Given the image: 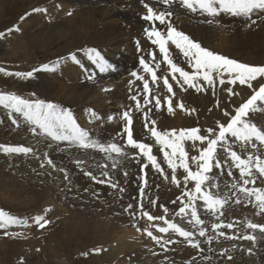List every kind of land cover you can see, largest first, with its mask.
<instances>
[{
	"label": "bare ground",
	"instance_id": "6f19581e",
	"mask_svg": "<svg viewBox=\"0 0 264 264\" xmlns=\"http://www.w3.org/2000/svg\"><path fill=\"white\" fill-rule=\"evenodd\" d=\"M139 1L141 0H0V33H4V36L0 37V61H25L30 63L24 71H17L9 67L4 69L11 73H24L32 71L34 68H40L44 64H48L50 67L55 65L54 71L42 69L27 78L0 73V84L7 87L17 86L23 90H35L37 97L46 103L50 98L57 96L54 104L61 110L73 111L76 117L83 118L84 123L89 126L84 131L90 139L105 145L117 143L124 149L123 156H116L115 153L109 155L100 152L96 148L84 149L77 146L78 144L70 143V141L55 139L49 134L41 133L43 130L38 125H28L30 122H27L22 114L12 112L0 105V138H2L0 145L25 146L32 149L28 158L29 168H25L23 165L16 166L17 156H2V161L0 160V193L11 198L13 202L17 203L16 206L24 207L25 211L31 207H40L42 203L47 201L59 204L60 206L57 207V212H59L58 222L65 231L102 238L103 241L114 239L109 251L110 255L118 258L116 261L114 260L116 264H118L117 261L122 262V264H264V236H261L259 232H255L254 234L257 236L255 242L238 238L241 235L253 234L250 229L244 227L248 220L264 224V215H256L257 209L247 202L239 205L230 203L223 210L225 214L219 220L209 212L204 213L202 219L205 224L201 227H206V236L200 237L198 234L193 238L194 241L200 242V248H197L198 252L193 247L179 248L176 246L173 249L174 251L155 249L152 239L143 231H137V227L143 229V226L149 224V222L144 221L143 217L138 220L136 217L139 215L133 218L129 214L138 212L139 204L142 203L144 209L153 214L154 212H160V205L174 207L175 204L172 202L176 201L173 193L174 184L171 180L172 172L164 162V153L160 150L164 147V150L170 153L171 149L156 144L155 138L151 137L150 132L147 129L143 130L146 122L143 113H138L139 118H137L138 114L134 115V111L131 113L133 114L132 129L134 138L137 141L154 142L152 144L153 155L157 156L167 179L152 168L146 158H142L141 154L138 153V149H133L124 144L126 133L123 131V123L125 124V121L120 119V115L118 116L117 113H104L109 110V106H115L113 108L120 111L119 114L128 110V106L134 108V103L130 97L136 95V93L134 91L125 93L131 89L128 85L129 79H132L130 74L136 72L140 75L143 71L139 63L141 57H144L153 67L154 64L148 59L149 52L155 54L157 60L162 56L157 45L152 44L148 37L144 40L143 36L141 37L142 34L139 33L143 31L139 29L143 28L140 27L141 24H149V22L142 19L146 11L142 9H138L140 11L134 10L140 7ZM150 1V4L149 2L148 4L157 11H172L173 15L170 20L173 26L186 21V19L192 20V23H199L187 25L185 28L187 30L194 28L196 32H194L192 39L199 42L202 47H210L215 51L234 52L236 51V45H245L244 36L238 32L237 28L229 30V33L225 30L221 32L211 30L208 33L210 27L202 26V20L195 12L187 11L186 8L183 9L184 7L180 9V3L174 1L170 5H164L156 3V0ZM34 9H44V11H33ZM66 11H71L72 14L67 15ZM23 15H26V17L21 19ZM52 17H55V22H46ZM25 19L31 20V22H27ZM219 20L228 26L231 24L236 25L234 19L221 17ZM34 21L39 27L31 29ZM118 22H124L125 25L129 26L128 28L132 29L129 36L136 35L142 46L146 48L148 44L150 50L139 51L136 54L131 53L127 47L129 32L126 29L120 30L116 26ZM84 24L89 26L90 29L86 28L87 26L85 27ZM11 25L18 26L20 31L7 32L8 29L13 27ZM155 26L160 30L166 29V24H160L158 21L155 22ZM115 29L117 30L115 31L116 35H113L112 30ZM134 29L137 34L134 33ZM22 39L23 41L33 39L34 47L30 49L29 43L24 44ZM23 45L24 47H22ZM123 45L127 50L122 48ZM172 47L170 54L174 62L183 67L185 71L193 70L187 60L179 53V50L174 45ZM89 49H95L102 54L107 63L111 65V68L108 71L100 72L96 64L83 60ZM72 54L76 56L75 61L70 58ZM38 58L41 61L33 63ZM78 60L80 66H76L74 63ZM168 70L170 72V69ZM89 76L92 79H89ZM178 79L183 83L182 78L178 77ZM149 83L152 89L149 94V99H151L152 95L157 96L159 86ZM259 83H264V81L261 80ZM254 84L258 87V83L254 82ZM124 85L129 88H121ZM182 85L184 88L179 89L172 84L175 93V96H172V112L168 111V104L163 97H160V110L156 109L154 100L148 103L149 106L146 105L143 98L145 95L143 87H137L139 90L137 99L140 105L145 104L146 113H148L151 120L156 122L157 130L162 133L172 129L177 130L178 133L182 127L190 129L193 119L198 118L203 121L202 125H198V129L201 130L200 134L208 136L204 133L207 132L208 128L218 129L217 126L213 125L212 119L218 117L220 108L223 105V103H217L211 105L215 109L209 107L212 104L211 99H213L211 98L212 89L217 90L216 96L220 97L227 94L225 92L228 88L235 86L238 89L239 95L231 98L233 101L229 105L233 107L223 122L225 124L231 118V115L235 114V109L253 91L238 82L235 84L220 83L219 85H208L203 82L200 84L203 90H199L197 93L192 88L190 89L191 86L188 84ZM221 89L223 92H221ZM197 97L200 99L198 103L195 100ZM176 101L183 104L184 113L182 109L179 108V110L176 107ZM202 102H206L207 105L204 106ZM87 104H95L104 108L101 112L102 118L96 119L94 117V115L100 116L98 112L91 115L86 113L85 106ZM148 107H151V109L147 112ZM207 107L209 108L207 109ZM198 108L205 113L207 111L209 116L206 118V116L201 115L202 112L198 111ZM192 110H194V113ZM9 113L17 121L16 123L12 122ZM252 113L250 112L247 117L249 122L255 123L258 127H264V115H261V113L254 115ZM109 115L114 118L112 122L107 120ZM86 116L88 119L85 118ZM57 123L59 122L55 123L54 131L59 135ZM149 126L151 127V125ZM229 139L232 138L229 137ZM182 143L189 157L199 155V148L206 146V143L201 145L198 141L195 142L196 148H193V141H183ZM232 147L238 152L245 151V147L239 141L232 143ZM252 151L257 155L261 154L255 149H252ZM216 155L218 159L226 162L224 167L213 170L212 175L215 178L213 182L218 183L219 187L212 191L223 194L227 191L226 185L230 186L238 182V171L235 168H228V158L225 152L218 151ZM49 160L51 163H48ZM78 161L83 163L78 164ZM114 162L117 164L116 168L111 167ZM40 163H43L45 169L43 173L36 174L35 171ZM142 165H147L143 174H141ZM190 167L193 171L196 170V165L191 164V162ZM62 168L66 170L60 171L59 169ZM229 170L234 173L231 177L227 175ZM86 172H91L98 179L111 180L112 183L117 184V188H112L108 183L98 185V183L92 182L90 177L85 175ZM102 172H108L109 175L104 177L101 175ZM64 174L68 175L67 179H65ZM145 175L147 179L145 197L147 198L140 196V177ZM176 175L177 179L180 180V185L183 184V177L186 172L177 167ZM257 186H264V183H258ZM121 188L124 189L123 192L119 190ZM187 188H194V182L189 181ZM183 189L182 192L185 191V184ZM58 190H62V192ZM77 193H81L82 196H77ZM95 193L98 197L97 200H94ZM151 200L157 202L156 206L150 203ZM198 203L196 201L197 209L201 213L205 212L203 211L205 209ZM129 204L134 205L133 209L125 212L124 209ZM201 204L203 203L201 202ZM18 217L27 221L23 225L29 223L28 216L26 217L23 214L18 215ZM221 221L236 223V228H222L213 232L211 224L220 223ZM150 231L152 230L150 229ZM219 231H225L236 238L221 237L217 234ZM208 236H214L215 239L208 241ZM249 249H251V252H249Z\"/></svg>",
	"mask_w": 264,
	"mask_h": 264
},
{
	"label": "snow or ice",
	"instance_id": "6c2138e0",
	"mask_svg": "<svg viewBox=\"0 0 264 264\" xmlns=\"http://www.w3.org/2000/svg\"><path fill=\"white\" fill-rule=\"evenodd\" d=\"M174 0H156L158 4L170 5ZM182 7L187 8L191 12H196L197 10L205 13L207 16L216 17L221 13H228L233 16H244L251 17L254 12L264 11V0H179ZM141 4L146 9V14L142 16V19L149 22V26L144 29V33L151 40L152 44L159 47V53L162 54L163 61L169 66L172 80L180 81L177 79L176 74L182 78L183 84H188L191 87H196L197 90H203L202 85H197L193 83L197 78H200L208 85H212L216 79H219V83H239L242 86H247L252 89V94L241 103L236 109L235 114L231 115V118L227 123H220L217 121L218 131L213 128H208L206 131L209 133L208 136L200 135V129L190 128L181 129L177 133V130L172 129L165 132H160L155 126L156 122L151 120L148 113L144 114L145 124L144 127L150 132L151 137L155 138V142L158 145L166 146L171 149V152L164 150L162 147L160 150L164 153V162L167 164L168 169L171 170L172 183L177 187L180 186V180L177 179L176 170L177 167L182 168L186 175L183 177V182L185 184V191L180 197H177V201L181 203V207L175 213L176 216L184 219L188 218V223L195 227H199L205 224V221L200 217L196 205V201H201L205 210L216 217L217 220L223 216L224 209L230 203L241 204L247 202L257 209L256 215H264V186H257L258 183H264V129L258 127L255 123L249 122L247 119L248 115L252 111L264 110L260 108L259 105L264 104V83H259V81L264 80V65H250L247 63H241L237 60L230 59L226 56L217 54L207 48L202 47L199 42L194 41L187 34L178 31L171 23L170 17L173 15L172 11H157L145 0H141ZM33 11H44V9H34ZM71 11L67 15H71ZM24 19V17H21ZM158 21L160 24H166L165 30H160L155 26V22ZM212 23V20L206 21ZM252 24L256 23V20H251ZM19 31L18 26H13L8 29L7 32ZM4 36V33H0V37ZM174 45L179 53L187 60L188 64L193 69L192 72L185 71L183 67H180L171 58L170 46ZM137 49L140 50V44L137 41ZM89 57L93 59L96 63L100 72L108 71L111 65L107 63L104 57L95 49L88 50ZM149 56L152 57V61L155 62V68L150 66V62L146 61L144 57L140 58V65L145 73L151 76V83L157 84L159 80H163V85L168 93L175 96L172 84L169 83V78L158 77L155 69L161 67V63L156 59L155 54L149 52ZM71 59L75 60L76 56L72 54ZM54 71L55 65L51 67L48 64L41 65L40 68H34L29 72H8L3 67H0V73L6 75H15L22 78L31 77L34 72L40 70ZM138 80L143 81V92L144 103H151L152 100L155 101V107L157 110L161 108V98L152 95L149 99V94L152 92L150 83L148 79L143 76L138 75L136 72L131 74ZM225 75L227 80H225ZM92 79L91 76L88 77ZM254 82L258 83V87L255 86ZM131 83V81H130ZM182 86V85H181ZM107 91V89H105ZM226 91L231 95H239L233 91V89L228 88ZM132 100H137V96L133 95L130 97ZM164 101L168 104V111L172 112V99L169 96H165ZM0 105L12 112L20 113L24 118L33 124L39 126L40 129L47 132L49 135L53 136L55 139H71L78 142V146L84 149L96 148L100 152H105L111 155L115 153L116 156H123L124 149L121 145L117 143H100L96 140H92L88 137V134L82 130L72 117L71 112L68 110H61L57 105L51 102H45L42 100H26L12 93H0ZM180 109H184L182 103L176 105ZM136 110H140L139 101L136 104ZM194 111V110H192ZM120 119L125 121L123 131L127 134L126 144L133 149H138L142 158H146L150 162L151 167L156 169L161 175L167 176L163 168H161L160 163L157 160V156L153 155V147L148 143L142 141H137L133 135V119L131 116V109L124 111L119 114ZM229 113L225 112V116ZM98 118V117H97ZM113 116L109 115L107 120L109 122L113 121ZM13 123L17 121L13 119ZM59 122L61 127H66L69 135H58L54 131V125ZM151 125V127L149 126ZM229 137L232 139L230 140ZM183 141H193V148L197 145L195 142H200L201 145L206 143V146L199 148V155L189 157L187 150L183 145ZM239 141L244 147V152H238L232 147V143ZM258 142V143H257ZM250 149H255L260 152L257 155ZM0 151L8 153H30L32 149L22 147V146H5L0 145ZM223 151L227 155L228 168H235L238 171V182L233 183L230 186L226 185L227 191L223 194L214 193L212 190L219 187L218 183L213 182L215 178L212 173L214 169L224 167L226 161H222L217 158V152ZM135 155V153H134ZM178 161V162H177ZM191 164L196 165V170L193 171L190 167ZM48 163H51L49 160ZM78 164L83 163L78 161ZM111 167L116 168L117 164L114 162ZM147 165L141 166V171ZM60 171H64L61 169ZM126 174V173H125ZM85 175L96 180L97 183H108L112 188H117V184L112 183L111 180L98 179L93 176L91 172H86ZM102 176L107 177L108 172H102ZM229 177L233 176L232 171H227ZM67 179V175L65 176ZM140 196L145 197V186L147 185L146 175L140 177ZM189 181L194 182V188L188 189L187 184ZM251 185V186H249ZM121 192L124 189H119ZM87 191V189H86ZM239 194V195H238ZM186 197V199H185ZM173 201L172 203H177ZM150 203L156 206L157 202L151 200ZM134 205L129 204L124 211L129 212V209H133ZM163 209L165 215L153 216L148 211L144 209V205L139 204V211L129 213L135 218L139 215L148 220L149 226L144 229L137 227V231H143L148 237L159 244L162 248L165 244L174 243L170 238L165 240L163 235H155L149 228H155L160 234L175 233L181 237H184L190 246L193 248H200V242L194 241L192 239L194 233L187 230L186 227L181 226L179 223L167 218L168 209L160 205ZM48 211V209H45ZM156 221H162L164 226H161ZM27 221L21 220L8 212L0 209V229H6L10 225L26 224ZM33 223L39 228H44L46 225L50 224L51 221L44 218L43 216H36L33 218ZM135 226V225H133ZM244 227L250 229L253 234L241 235L240 239H246L255 242L257 236L255 232H259L261 236H264V224H258L251 220H248L244 224ZM226 228L234 229L236 228V223H212L211 229L213 232ZM4 236L15 235L18 236L20 233H9L4 231L2 233ZM199 236H206V227H199ZM219 236L225 237L227 239L236 238L229 235L225 231H219ZM208 241L215 239L214 236H208ZM163 242V243H161ZM93 252H100L102 249L96 248L92 249ZM251 252V249H249ZM155 254V253H154ZM87 255V253H83Z\"/></svg>",
	"mask_w": 264,
	"mask_h": 264
},
{
	"label": "rangeland",
	"instance_id": "374dc122",
	"mask_svg": "<svg viewBox=\"0 0 264 264\" xmlns=\"http://www.w3.org/2000/svg\"><path fill=\"white\" fill-rule=\"evenodd\" d=\"M146 1H148V0H145V3L149 2V4L151 2L150 0L148 2H146ZM174 1L179 4V0H174ZM139 5H140V7L137 8V9H134V10L142 9V10L146 11V9L141 4V1H139ZM179 6H180V9L183 8L180 4H179ZM183 9H185V8H183ZM186 10L188 11L187 8H186ZM138 11H140V10H138ZM67 13L68 12L66 11V14ZM195 13L197 14L198 17H200L199 19L202 20V26L206 25V26L210 27V29H208V31H209L208 33H210L211 30L212 31H217V32H221V31L225 30L227 33H229L230 32L229 30L237 28L238 32L242 36H244V40H245V45L244 46L242 44L235 46V50L238 51V53H236V51H234V52L215 51L214 49H212L210 47L203 46L204 48H207V49H209V50H211V51H213V52H215L217 54L226 56V57H228L230 59L237 60L238 62H241V63H247V64H250V65H264V36H263L264 35L263 34L264 33V11L254 12L251 15L250 18L249 17H244V16H233V15H230L228 13H221L220 15H218L216 17H210V16H207L205 13L203 14V12H201L199 10H197V12H195ZM201 14H203V15H201ZM22 17H26V15H23ZM221 17L230 18V19L236 20V25H232L231 24V25L228 26L226 24H223L219 20V19H221ZM9 18H10V16H9ZM54 20H55V17H52V19H49L46 22L53 23V22H55ZM208 20H212L213 22L212 23L206 22ZM251 20H256V23L252 24ZM25 21L31 22V20H26V19H25ZM191 24H199V23H192V20L186 19V21L178 23L177 25H174V27L178 31H181V32L187 34L190 38H192L193 35H194V32H196L194 30V28H192L193 30L191 28L188 29V30L185 28L187 25H191ZM32 25H33V27L31 29H33V28L36 29V28L39 27V25L35 21L32 23ZM138 25H140V24H138ZM211 25H212V27H211ZM11 26H13V25H11ZM84 26L86 27L87 25L84 24ZM116 26L120 30L126 29V31L129 32V34H128V37H129V42L128 43L129 44L127 45V47L130 49L131 53L136 54L139 51H149L150 50V47H149L148 44H147L146 48H144L142 46V43L139 42V39H138V37L136 35L135 36H133V35L129 36L130 35V30H132V29L128 28L129 26L125 25L124 22H118L116 24ZM126 26H127V28H126ZM148 26H149V24L148 25H145V24H143V25L141 24L140 25V27H143V28H139V29L143 30V31L142 32L140 31L139 33L142 34V35L141 34L140 35H141V37L143 36L142 37L143 39L147 38V36L143 32H144V29L146 27H148ZM6 28H10V27H6ZM86 28L90 29L89 26H87ZM3 29H5V28H3ZM19 31H20V29H19ZM112 31H113L112 34L114 35L115 31H117V30L115 29V30H112ZM134 33H136L135 29H134ZM125 35H127V34H125ZM12 37H14V36H12ZM22 41H23V39H22ZM32 41H33V39H31V41H28V40L25 39L23 41V43L24 44L25 43H29V48L31 49V48L34 47L33 46L34 44L32 43ZM137 41L140 44V50L139 51L137 49ZM250 43H251V45H250ZM172 46L173 45L170 46V49L173 48ZM22 47H24V45ZM122 48L127 50L125 45H123ZM150 57L151 56H149V54H148V59L151 60L152 64L155 65V62L152 61V57H151V59H150ZM161 58H158V60H160L161 67L159 69H155L156 72H157V76L158 77L167 76L169 78V83L170 84L172 83L173 86H176L179 89H183L184 86L182 85L183 83L181 81H180V83H177V81L171 79V76H169V73H168L169 72V70H168L169 66H167L166 63L163 61V57L162 56H161ZM48 60H50V59H48ZM83 60H87L88 62H92L93 64H96L89 57V53L84 55V59ZM38 61H41V59L38 58L33 63H37ZM162 62H163V64H162ZM74 63H75L76 66H80V61L79 60L77 62H74ZM29 65H30V63L29 62H25V61L24 62L23 61H21V62H19V61L18 62L0 61V67H3V68L9 67V68H12V69H16L17 71H24V69L26 67H28ZM154 65H153V68H155ZM64 68H68V67H64ZM192 71L193 70H188V72H192ZM144 73H145L144 71H141L140 76H143L145 79H148L149 82H151V76L148 73H145V74ZM129 74H130V72H129ZM178 77H179V75L177 76V79H178ZM224 78H225V80H227V76L226 75H225ZM132 79H134V80H132ZM132 79L130 78L129 81H131V83L130 82L128 83V85L130 86L131 89H129L125 93H131V91H134L136 93V96H138L139 95V90H138L137 87H141L142 88L143 87V81L142 80H138L134 76H132ZM193 83H195L197 85H200V84L203 83V80L200 79V78H197L195 81H193ZM225 83H227V82H225ZM213 84L219 85L220 84L219 83V79H216ZM153 85L159 86V88L157 87L158 88L157 97H159V98L163 97L164 98L165 96H169L172 99V94L171 93H167L166 88L163 85V80L162 79L158 81L157 85L156 84H153ZM185 85H187V84H185ZM121 88L126 89V88H129V87L127 85H124ZM132 88H133V90H132ZM191 88H192L193 91H196V93L199 91V90H197L196 87H190V89ZM231 89H233L234 92L238 93V89L235 86L231 87ZM103 90H105V88H103ZM137 90H138V92H137ZM212 90H213V93H211V98H213V99H211L212 100V104H210L209 107L212 108V106L216 105L217 103H223L222 107L220 108V113H219L218 117L212 119L213 120V125L218 127L217 121H219L220 123L224 122V120L226 119L225 112L229 113V111L233 107V106H230L231 105L230 102L233 101L231 98H234L237 95H231V94H229L226 91L225 93H227V94H224V95H222L220 97V96H216V94L218 92L217 90H214V89H212ZM221 92H223L222 89H221ZM0 93H12V94L20 96L21 98L26 99V100H33V101L34 100H41V99H39L37 97V94H36L35 90H31V89L23 90V89H21V88H19L17 86H13L12 87V85L7 87L5 85H1L0 84ZM56 99H57V96L56 97H52V98H50V100L48 102L54 103ZM221 99H223L224 101L222 102ZM195 100H197V103L200 101V99L198 97ZM42 101H44V100H42ZM132 101L134 103V108L133 107L130 108L131 106H128L127 107L128 110L131 109V113H132V111H134V115L142 112L143 116H144V113H146L145 104H143L142 106L140 105V110L137 111L136 110V104H137L138 99L135 100V101L134 100H132ZM172 102H173V99H172ZM176 103L179 104L180 101H176ZM202 103H203L204 106L207 105L206 102H202ZM146 105H148V104H146ZM263 105L264 104H261V105H259V107L260 108H264ZM111 107L109 106V110L105 111L104 113H107V114L117 113V115L119 116L120 111H117V109L113 108L115 106H111ZM209 107H207V109ZM116 108H117V106H116ZM177 108L179 109V107H177ZM200 108H198V111L202 112V114L201 113L200 114L203 115L204 117L206 116V118H207V116H209V113H207V111L205 113ZM150 109H151V107H148L147 112ZM212 109H215V107H213ZM102 110H104V108L96 106L95 104H92V105L91 104H87L85 106V112L90 114V115L92 113H97L98 112V114L100 116L94 115V117H96V119H99L100 117L102 118V113H101ZM68 111L71 112L70 110H68ZM182 112H183V110H182ZM252 112L251 113L254 114V115L256 113H261V115H264V110H257V111H252ZM71 114H72V117L74 118V120H76L77 125L82 130H85L87 127H89L87 124L84 123L83 118L76 117L75 112L72 111ZM249 115H250V113H249ZM9 116L11 117V120L13 121L14 118H13L12 115H10V113H9ZM131 116L133 117V114H131ZM85 118L88 119L87 116ZM137 118H139V114H138ZM87 119H85L86 123H88ZM200 120L198 118L197 119H193V122H192V124L190 125L189 128H198L199 124L200 125L203 124V121H200ZM29 124H33V123H28V125ZM123 125H124V123H123ZM57 128L59 130V132H58L59 135H69V132L67 131L66 127H61V125L59 123H57ZM187 128L188 127H182V128H180V130L181 129H187ZM210 128H212V127H210ZM260 128L264 129L263 126L260 127ZM143 130H146V128L144 127ZM216 130H218V129H216ZM41 133H44V134L48 135V133L45 132V131H42ZM204 133L209 135L208 132H204ZM1 139L2 138H0V141H1ZM126 140L127 139L125 137L124 144H126ZM64 141H70V143H73L75 145L78 144V142L75 143L76 141H73L71 139L64 140ZM144 143H148L150 145L154 144L153 141L144 142ZM22 147H25V146H22ZM152 147H153V145H152ZM250 150L252 151V149H250ZM138 153H140V152H138ZM30 154H31V152L27 153V154L26 153H14V154L10 155L8 152L4 153V151H0V160L2 161V156L3 155H5V156H17L18 159H17V162H16V166L17 165L18 166L23 165V167H25V168L28 167L29 168V159L28 158L30 157ZM44 169H45V166L43 165V163H40L38 165V168L35 171V173L36 174L43 173ZM62 169L66 170L65 168H62ZM59 170H61V169H59ZM143 173H144V170H143V172L141 171V174H143ZM64 175L66 176V174H64ZM90 180L92 182H94V183H97L91 177H90ZM99 184L100 183H98V185ZM173 188H174L173 189V193L175 194L174 198L177 201V197H180L181 196L180 194L184 192V191L182 192V190H184L183 189L184 188V183L181 184L179 187H177L174 184ZM177 189H179V190H177ZM58 191L62 192V190H58ZM77 196H82V194L81 193H77ZM94 196H95L94 200H97L98 197H96L97 196L96 193H95ZM197 203L202 208H204L203 204H201L200 201H197ZM16 205H17V203L13 202L11 200V198H9L7 196H4L3 194L0 193V209L8 212L9 214H11V215H13L15 217H18V215H23L24 214V215H26V217L28 216L27 219L29 218L28 219L29 223L27 225H23V224L10 225L6 229H1V236H0V264H63V263L64 264H67V263L68 264H116L114 262L118 258H116L114 255H110V251H109L110 245L112 244L114 239H111L110 241H108V240L103 241L102 238H94L92 236H86V235L84 236L82 234L73 233L72 231H65L62 228V225H60V223L58 222L59 212H57V207L60 206L59 204H53V203H49L47 201V202L42 203V205L40 207H37V206L36 207H31L30 209H28L26 211L24 210V207H18ZM179 205H181V203L179 201H177V203H175L174 207L165 206L169 210L168 213H167V218L179 223L181 226L186 227L187 230L192 231L194 233V235L192 237V239H193V238L196 237V235H198L199 227H201V226L195 227L192 224H189L187 217H185L184 219H181L180 217L178 218V216H176L175 213L177 212V209H179V207L182 206V205L181 206H179ZM45 209H48V211H45ZM29 211H30V213H29ZM203 211H205V212L201 213V211L198 210V213H200L199 215L201 216V218L204 217V213L208 212L207 210H203ZM151 215H153V216H161V215H165V213H164L163 209L161 208L160 212L159 211L158 212H154ZM36 216H43L44 218H46L49 221H51V223L46 225L44 228L41 229V228H39L38 226H36L33 223V218L36 217ZM18 218H20V217H18ZM137 218H138V220H141L142 217L141 216H137L136 219ZM144 219H145L144 220L145 222H148V220L146 218H144ZM155 223H159V224H161V226H164L162 224L163 223L162 221H156ZM147 225L149 226V224H147ZM148 226H143L142 228L144 229L145 227H148ZM130 228L131 229H135L134 227H130ZM150 229L152 230V232H154L155 235H163L165 240L170 238L171 240L174 241V243L165 244L164 247L162 248L155 241L151 240L152 243H153V246L155 247V249L156 248L159 249V250L164 249L165 251L167 249V251H169V250L170 251H174L173 249H175L176 246L179 247V248H183V247L192 248V246H190L188 244V242L185 240V238L179 236L178 234L171 233V232L168 233V234H159L156 231L155 228H149V230ZM4 231H7L9 233H20V235H18V236H15V235L4 236L2 234ZM217 234L219 235V233H217ZM161 243H163V242H161ZM96 248H100V249H102V251H100L98 253L91 251L92 249H96ZM195 250L197 251V248H195ZM190 252H192V251H190ZM83 253H87V255H83ZM219 253L221 255V251ZM117 263L118 264H122V262H118V261H117Z\"/></svg>",
	"mask_w": 264,
	"mask_h": 264
}]
</instances>
